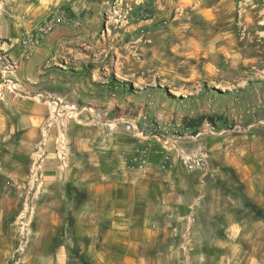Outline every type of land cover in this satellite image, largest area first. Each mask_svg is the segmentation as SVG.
<instances>
[{
    "label": "rangeland",
    "instance_id": "obj_1",
    "mask_svg": "<svg viewBox=\"0 0 264 264\" xmlns=\"http://www.w3.org/2000/svg\"><path fill=\"white\" fill-rule=\"evenodd\" d=\"M0 51L16 65L0 66L3 170L44 168L50 151L64 168L78 127L120 126L146 158L134 169L154 154L160 172H207L199 201L249 206L234 172H264V0H0Z\"/></svg>",
    "mask_w": 264,
    "mask_h": 264
},
{
    "label": "crops",
    "instance_id": "obj_2",
    "mask_svg": "<svg viewBox=\"0 0 264 264\" xmlns=\"http://www.w3.org/2000/svg\"><path fill=\"white\" fill-rule=\"evenodd\" d=\"M8 39L17 46V37ZM49 109L28 117L43 120ZM77 130L67 139L66 167L59 169L50 151L24 234L19 195L28 172L3 170L0 159V264H166L168 257L177 263L185 248L199 258L194 264H264V172H234L249 180L250 200L235 216L199 201L207 172H160L154 154L136 170L124 154L135 143L120 126L104 136Z\"/></svg>",
    "mask_w": 264,
    "mask_h": 264
},
{
    "label": "built area",
    "instance_id": "obj_3",
    "mask_svg": "<svg viewBox=\"0 0 264 264\" xmlns=\"http://www.w3.org/2000/svg\"><path fill=\"white\" fill-rule=\"evenodd\" d=\"M54 27V23L52 20L44 21L43 24L40 26V32L41 33H48L50 32ZM29 44L28 39H23V45L24 47ZM29 51V50H27ZM0 66L2 71L7 70H14L16 65L14 62L9 60L8 58H5L3 52L0 51ZM134 126L133 121H127L126 122V128L131 129ZM62 141L60 142V149H62ZM128 160L131 162V166L138 165L139 167H142L145 162L146 158L145 155H143V152L139 154H133L129 151L126 152ZM42 170V162L39 157H37L32 164L31 169L28 172L27 176V190L26 194L24 196V204L23 209L20 213V220H21V226H22V234L25 233L24 226L27 224V221L30 217V215L34 212L35 206H36V189L39 188L41 184V176L40 172Z\"/></svg>",
    "mask_w": 264,
    "mask_h": 264
},
{
    "label": "trees",
    "instance_id": "obj_4",
    "mask_svg": "<svg viewBox=\"0 0 264 264\" xmlns=\"http://www.w3.org/2000/svg\"><path fill=\"white\" fill-rule=\"evenodd\" d=\"M250 204V203H249Z\"/></svg>",
    "mask_w": 264,
    "mask_h": 264
}]
</instances>
